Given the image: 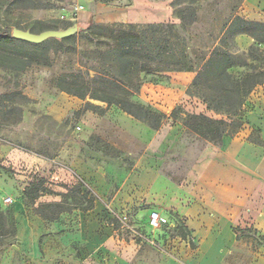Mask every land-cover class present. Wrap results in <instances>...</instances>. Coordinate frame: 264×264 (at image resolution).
<instances>
[{
	"label": "rangeland",
	"instance_id": "1",
	"mask_svg": "<svg viewBox=\"0 0 264 264\" xmlns=\"http://www.w3.org/2000/svg\"><path fill=\"white\" fill-rule=\"evenodd\" d=\"M132 1L0 0V29L38 34L81 28L71 40L15 47L25 62L34 61L25 70L0 68V144L7 148L9 163L3 167L0 158V264H205L201 259L208 247L202 239L190 235L191 247L177 227H190V219L195 224V217L208 212L213 198L206 197L207 191H237L240 178L245 223L235 224L240 245L223 264H264V233L249 221L264 227V171L260 175L252 163H238L241 152L252 147L250 141H261L264 85L246 101L244 126L216 144L189 131L184 122L188 114L225 117L189 95L196 72L178 71L220 46L243 0L178 5L175 0H143L148 22L105 21L113 10L101 3L127 10ZM158 8L170 15L151 21ZM253 43L239 36L228 49L247 59ZM143 45L170 61L171 71L149 76L133 97L166 115L158 130L116 106L82 100L56 86L65 74L94 77L98 52ZM88 104L95 108L87 110ZM40 180L47 192L34 203L26 201L24 190ZM80 184L82 193L97 195L93 210H70L54 221L38 214L40 206L61 201L57 194H68L66 205L74 207L80 195L73 187ZM181 204L195 219L179 217L175 210ZM152 213L162 219L158 228L150 225Z\"/></svg>",
	"mask_w": 264,
	"mask_h": 264
},
{
	"label": "trees",
	"instance_id": "2",
	"mask_svg": "<svg viewBox=\"0 0 264 264\" xmlns=\"http://www.w3.org/2000/svg\"><path fill=\"white\" fill-rule=\"evenodd\" d=\"M186 1L193 3V0H175L174 5ZM176 16L184 22L180 13ZM168 27L172 28L173 25ZM239 36H247L254 40L248 49L247 59H241L228 49L231 43L235 45V39ZM74 38L75 36L66 40ZM18 46L38 48L42 45L17 41L12 37L11 31L0 29V68L25 70L34 62L32 60L25 62L19 56L21 54L14 50ZM161 56L162 54H155V51L146 45L139 49L98 52L96 59L98 65L94 67V77H89V74L86 77L82 72L65 74L59 77L56 86L59 90L82 100L90 98L100 101L106 104L107 108L116 106L135 120L158 130L166 115L150 106L135 102L133 97L147 83L149 76L171 71L170 61H164ZM236 68H242L244 72L233 74L232 70ZM180 70L196 72L189 95L200 98L209 110L225 117L212 119L203 114H188L184 126L199 137L216 144L221 143L225 137L236 135L244 126L242 117L248 97L257 87L264 85V23L250 21L239 15L234 16L225 27L220 46L215 47L208 58H204L196 65L192 63L186 65L178 71ZM19 95L25 98L22 94ZM93 108H95L93 105H87V110ZM43 185V180L30 184L24 190L25 200L33 203L38 200L47 192ZM73 191L80 195L75 196L74 207L66 205L68 194H57L61 201L40 206L38 214L45 220L54 221L60 214L70 210L88 212L94 209L97 196L93 192L82 193L81 184L75 185ZM177 228L183 232L180 238L189 240L190 246L194 247L188 227ZM234 231L236 232V229Z\"/></svg>",
	"mask_w": 264,
	"mask_h": 264
},
{
	"label": "crops",
	"instance_id": "3",
	"mask_svg": "<svg viewBox=\"0 0 264 264\" xmlns=\"http://www.w3.org/2000/svg\"><path fill=\"white\" fill-rule=\"evenodd\" d=\"M101 5L103 8L113 10V12L105 18L106 22L138 24L149 21V12L144 9L143 0H133L132 6L127 8V10L112 8V5L106 3H101ZM169 15L170 13L166 8H158L156 15H154L155 17L152 18L151 21L157 20V16L158 18H163ZM239 16L250 21L264 23V0H243L240 6ZM147 89H149V87ZM261 130V143L250 141L249 143L250 145L252 144V147L244 149L238 158L239 166L251 165L252 163L257 168L260 175H262L264 171V127L261 126ZM245 150L247 151L245 152ZM248 150L253 152L252 160L248 157L251 154L247 155ZM6 151V146L0 144V158H2L1 164L3 167L9 164L5 154ZM242 180L243 179L240 178L241 182L236 184L238 187L237 191H233L229 188L222 191H207L206 197H212L213 199L210 203L211 207L207 208L208 212L201 217L197 216L195 219V215L192 214V211L189 208H183L182 204L180 209L176 207L177 209L175 211L181 219L185 217L190 218V216L193 215L195 224L201 222V228H199L200 226H195L193 219H190L192 224L188 228H190L189 230L194 240H196L197 236V238L202 239L203 243H201L204 244L205 247H208L207 253L203 255L204 258L201 259V262H205V264H223L231 253L237 250L240 245V240L237 232L234 231V227L235 224L239 225L240 223H245L243 218L245 203L241 198L246 192L244 189H241L242 187L244 188V182ZM198 206L199 204L197 203L196 207ZM249 221L254 225L255 229L264 233L263 226H258L256 221H253L251 218ZM252 264L258 263L253 262Z\"/></svg>",
	"mask_w": 264,
	"mask_h": 264
},
{
	"label": "water",
	"instance_id": "4",
	"mask_svg": "<svg viewBox=\"0 0 264 264\" xmlns=\"http://www.w3.org/2000/svg\"><path fill=\"white\" fill-rule=\"evenodd\" d=\"M106 1V0H101ZM81 28L77 25H73L72 27L66 29H58V30H47L41 33H32L31 31H25L18 28L12 29V37L30 45H41L49 40H65L75 36Z\"/></svg>",
	"mask_w": 264,
	"mask_h": 264
},
{
	"label": "built area",
	"instance_id": "5",
	"mask_svg": "<svg viewBox=\"0 0 264 264\" xmlns=\"http://www.w3.org/2000/svg\"><path fill=\"white\" fill-rule=\"evenodd\" d=\"M12 201V199L10 197L5 199L6 203H10ZM161 217L158 213H152L151 217H150V225L153 228H158L161 222Z\"/></svg>",
	"mask_w": 264,
	"mask_h": 264
}]
</instances>
